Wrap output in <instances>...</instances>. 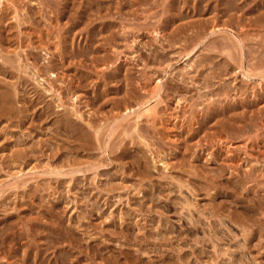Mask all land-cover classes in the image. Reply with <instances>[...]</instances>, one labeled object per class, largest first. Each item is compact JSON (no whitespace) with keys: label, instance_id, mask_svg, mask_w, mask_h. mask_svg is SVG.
I'll use <instances>...</instances> for the list:
<instances>
[{"label":"rangeland","instance_id":"1","mask_svg":"<svg viewBox=\"0 0 264 264\" xmlns=\"http://www.w3.org/2000/svg\"><path fill=\"white\" fill-rule=\"evenodd\" d=\"M0 53V264H264V0H0Z\"/></svg>","mask_w":264,"mask_h":264},{"label":"bare ground","instance_id":"2","mask_svg":"<svg viewBox=\"0 0 264 264\" xmlns=\"http://www.w3.org/2000/svg\"><path fill=\"white\" fill-rule=\"evenodd\" d=\"M237 21H238V20H237ZM236 26H237V25H236ZM242 26H243V25H242ZM243 43H244V42H243ZM247 44H248V43H247ZM222 45H223V44H222ZM245 45H246V44H245ZM223 46H224V45H223ZM223 46H222V47H223ZM222 50H223V49H222ZM224 50H225V49H224ZM226 51H227V50H226ZM0 54H1V53H0ZM1 55H2V54H1ZM5 56H6V55H3L2 57L0 56L1 61H2V63L0 64V68H1V70L4 69V71H5V70H8V71H9L8 67H7V68H6V67H3V65H4L5 63L8 64V63H12V62H9V60H7L8 56H7V57H5ZM8 59H9V58H8ZM12 60H13V59H10V61H12ZM3 63H4V64H3ZM15 63H16V62H15ZM15 63H13V64H15ZM16 64H17V63H16ZM8 66H9V65H8ZM13 66H14V65H13ZM15 66H16V69L19 67L18 65H15ZM17 66H18V67H17ZM20 66H21V65H20ZM11 67H12V65H11ZM25 67H26V66H25ZM25 67H24V68H25ZM22 68H23V67H22ZM18 69H19V68H18ZM26 69H27V68H26ZM19 70H20V69H19ZM5 72H6V71H5ZM26 72H27V71H26ZM7 75H8V74H7ZM33 75H34V74H33ZM1 81H2V80H1ZM6 87H7V86H6ZM3 89H5V88H3ZM9 91H10V90H9ZM9 91H8V87H7V93H1V92H0V93L2 94V101H4V104H5L6 106H7V104H10V105H8V106L11 107V106H12V105H11V102H12V101L14 102L15 99L12 100L13 95H12V97H11ZM2 92H3V91H2ZM4 92H5V91H4ZM8 92H9V93H8ZM239 93H240V92H239ZM11 94H12V93H11ZM16 94H17V93H16ZM16 94H15V96H16ZM23 95H24V94H23ZM23 95H22V96H23ZM17 96H18V95H17ZM16 98H17V97H16ZM0 99H1V98H0ZM17 101H18V100H17ZM0 103H1V101H0ZM4 104H2V105H4ZM13 105H16V103L13 104ZM0 106H1V105H0ZM1 107H4V106H1ZM6 108H7V107H6ZM6 108H5V109H6ZM13 108H14V107H13ZM13 108H11V111H10L8 108H7V109L9 110V112H12ZM248 108H249V107H248ZM7 109H6V110H7ZM14 110H15V109H14ZM9 112H8V113H9ZM155 119H156V118H155ZM92 121H93V120H92ZM168 121H169V120H168ZM121 123H122V122H121ZM195 124H196V123H195ZM160 125H161V124H160ZM238 125H239V124H238ZM222 126H223V125H222ZM81 127H82V126H81ZM210 127H211V126H210ZM223 127H224V126H223ZM74 128H75V127H74ZM78 128H79V127H78ZM130 128H131V127H130ZM140 128H141V127H140ZM140 128H138V129H140ZM154 128H155V126H154ZM168 128H169V127H168ZM79 129H80V128H79ZM80 130H81V129H80ZM84 130H85V129H84ZM84 130H83V131H84ZM85 131H86V130H85ZM97 131H98V130H97ZM75 133H76V132H75ZM164 133H165V132H164ZM73 134H74V133H73ZM100 134H101V133H100ZM109 134H110V132H109ZM222 134H223V133H222ZM226 134H227V133H226ZM84 136H85V135H84ZM77 137H79V136H77ZM103 137H104V136H103ZM109 137H110V136H109ZM167 137H168V136H167ZM227 138H228V137H226L225 139L220 138L219 140H222V142H223V141H226ZM84 139H85V138H84ZM86 140H87V139H86ZM88 140H90V139H88ZM209 140H210V139H209ZM229 140H230V139H229ZM93 141H94V140H93ZM175 141H176V140H175ZM188 142H189V141H188ZM113 144H114V143H113ZM223 144L226 145V146H228V143L226 144L225 142H223ZM81 145H82V144H81ZM83 145H84V144H83ZM83 145H82L81 147H83ZM90 145H91V143H90ZM111 145H112V144H111ZM117 145H118V144H117ZM160 145H161V144H160ZM224 145H223V146H224ZM229 145H230V144H229ZM91 146H93V145H91ZM114 146L116 147L115 144H114ZM86 147H87V146H86ZM88 147H89V146H88ZM79 148H80V147H79ZM84 148H85V147H84ZM84 148H83V149H84ZM74 149H75V148H74ZM188 149H189V148H188ZM230 149H231V148H230ZM79 150H80V149H79ZM79 150H78V151H79ZM261 154H262V153H261ZM116 155H117V154H116ZM116 155H115V156H116ZM145 157H146V156H145ZM123 158H125V157H123ZM95 160H96V159H95ZM144 160H145V159H144ZM72 162H74V160H73ZM80 162H81V161H80ZM93 163H94V162H93ZM90 169H92V168H90ZM193 222H194V221H193Z\"/></svg>","mask_w":264,"mask_h":264}]
</instances>
